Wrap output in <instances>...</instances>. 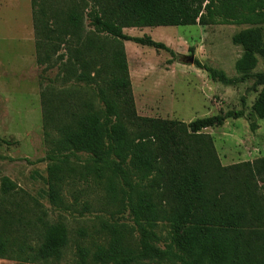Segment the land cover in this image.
<instances>
[{
  "label": "trees",
  "instance_id": "16d2710c",
  "mask_svg": "<svg viewBox=\"0 0 264 264\" xmlns=\"http://www.w3.org/2000/svg\"><path fill=\"white\" fill-rule=\"evenodd\" d=\"M31 7L41 80L58 70L41 93L48 199L54 207L68 209V188L73 206L90 211L79 194L88 197L96 188L106 207L116 215L129 212L134 223L131 229L101 221L97 238L91 239L81 230L74 239L78 264H134L148 258L174 264H264V211L258 194L264 157L225 167L213 138L204 133L244 113L190 124L139 116L125 48L129 42L166 52L173 64L177 55L166 44L128 36L125 30L251 25L233 38L244 51L236 63L240 78L194 62L213 82L245 83L258 57L264 59V0H31ZM255 78L263 89L253 111L264 120V74ZM77 84L95 88L96 96L80 97L65 88ZM79 154L86 161L77 166L71 158ZM20 192L3 179L6 198ZM12 213L0 214V259L29 261L31 252L37 262L62 259L70 244L64 224L51 225L39 217L35 226L43 231L32 247L11 235ZM164 226L170 231L163 238L158 232ZM157 242H164V251L156 248Z\"/></svg>",
  "mask_w": 264,
  "mask_h": 264
},
{
  "label": "rangeland",
  "instance_id": "374dc122",
  "mask_svg": "<svg viewBox=\"0 0 264 264\" xmlns=\"http://www.w3.org/2000/svg\"><path fill=\"white\" fill-rule=\"evenodd\" d=\"M80 4L81 0H71ZM88 31L89 21L85 20ZM264 32V25H261ZM253 28L244 26H194L128 29L132 37L149 36L162 42L177 55L172 56L153 48L125 44L136 109L141 117L191 122L224 115L228 112H243L244 117L228 120L224 127L205 130L210 135L223 166L254 162L264 157V120H259L253 107L263 87L255 76L264 74V59L259 58L252 77L245 83L225 86L213 82L207 73L199 70L187 60L194 57L202 64L223 70L228 78L241 75L236 63L243 55V49L233 43L240 32ZM194 50V52L192 51ZM64 51H61V53ZM42 69L36 61L35 34L31 0H0V214L7 209L13 211L14 228L11 235L26 240L29 246L37 247L43 229L36 227L39 217L51 225L64 224L70 244L63 250L62 259H50L48 263L37 262L30 253L29 261L16 258L0 259V264H78L74 239L81 230L91 237L96 236L101 221L111 224H126L134 228L129 212L114 214L116 210L105 206L102 193L95 188L90 196L79 194L81 203H88L90 211L73 206L70 189L65 191L68 209L54 207L48 199L49 163L44 161L48 145L44 137V120L41 93L50 86L58 70L40 78ZM57 93L63 91L54 85ZM68 91L80 93V97L96 96V89L85 84L66 86ZM256 124L257 128L252 129ZM74 165L84 164L86 157L71 158ZM8 178L19 194L6 198L2 193L3 179ZM259 199L264 211V184L258 179ZM85 189V188H84ZM37 204L42 207L38 208ZM44 212L46 215H44ZM170 231L168 226L159 227L163 238ZM135 240L138 235L134 234ZM164 251V242L155 243ZM174 264L156 258L140 260L134 264Z\"/></svg>",
  "mask_w": 264,
  "mask_h": 264
},
{
  "label": "water",
  "instance_id": "95a60500",
  "mask_svg": "<svg viewBox=\"0 0 264 264\" xmlns=\"http://www.w3.org/2000/svg\"><path fill=\"white\" fill-rule=\"evenodd\" d=\"M187 62H188L189 64H194V62H195V58H194V57H191V58H189V59L187 60Z\"/></svg>",
  "mask_w": 264,
  "mask_h": 264
},
{
  "label": "crops",
  "instance_id": "0c3cea01",
  "mask_svg": "<svg viewBox=\"0 0 264 264\" xmlns=\"http://www.w3.org/2000/svg\"><path fill=\"white\" fill-rule=\"evenodd\" d=\"M128 30V29H127ZM127 30H125V31H127ZM126 44V43H125Z\"/></svg>",
  "mask_w": 264,
  "mask_h": 264
}]
</instances>
